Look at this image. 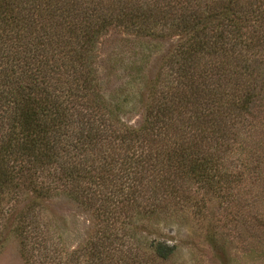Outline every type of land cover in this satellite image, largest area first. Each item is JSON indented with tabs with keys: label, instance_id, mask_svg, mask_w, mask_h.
Masks as SVG:
<instances>
[{
	"label": "trees",
	"instance_id": "obj_1",
	"mask_svg": "<svg viewBox=\"0 0 264 264\" xmlns=\"http://www.w3.org/2000/svg\"><path fill=\"white\" fill-rule=\"evenodd\" d=\"M247 178L264 201V0H0V248L175 264L184 241L149 238L152 219L239 216ZM59 197L89 217L75 244Z\"/></svg>",
	"mask_w": 264,
	"mask_h": 264
},
{
	"label": "rangeland",
	"instance_id": "obj_2",
	"mask_svg": "<svg viewBox=\"0 0 264 264\" xmlns=\"http://www.w3.org/2000/svg\"><path fill=\"white\" fill-rule=\"evenodd\" d=\"M118 39L116 33L103 39L100 45L102 61L107 60ZM152 44H158L164 53L172 41ZM157 62L155 60L153 65ZM127 122L138 127L142 117L130 116ZM236 193L234 201L241 208L239 216L219 207L217 201H210L203 215L177 212L173 219L163 216L152 219L149 238L162 235L172 244L184 241L175 264H264V201L258 199L257 183L247 178ZM50 206L68 218L73 231L71 244L84 239L90 232L89 217L74 203L59 197ZM3 238L0 264H26L15 235L6 232Z\"/></svg>",
	"mask_w": 264,
	"mask_h": 264
}]
</instances>
